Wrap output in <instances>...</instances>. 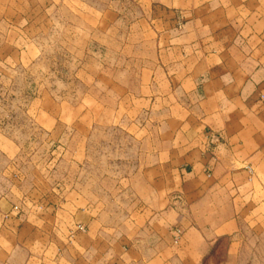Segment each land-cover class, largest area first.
<instances>
[{
  "label": "crops",
  "instance_id": "obj_1",
  "mask_svg": "<svg viewBox=\"0 0 264 264\" xmlns=\"http://www.w3.org/2000/svg\"><path fill=\"white\" fill-rule=\"evenodd\" d=\"M194 8L142 88L145 122L125 131L128 208L0 211V264H205L230 233L264 167V0Z\"/></svg>",
  "mask_w": 264,
  "mask_h": 264
},
{
  "label": "rangeland",
  "instance_id": "obj_2",
  "mask_svg": "<svg viewBox=\"0 0 264 264\" xmlns=\"http://www.w3.org/2000/svg\"><path fill=\"white\" fill-rule=\"evenodd\" d=\"M195 1L0 0V211L128 208L125 131L145 122L137 100ZM255 175L205 264H264V167Z\"/></svg>",
  "mask_w": 264,
  "mask_h": 264
},
{
  "label": "built area",
  "instance_id": "obj_3",
  "mask_svg": "<svg viewBox=\"0 0 264 264\" xmlns=\"http://www.w3.org/2000/svg\"><path fill=\"white\" fill-rule=\"evenodd\" d=\"M251 170V169H250ZM181 231L178 229L176 230V235L174 236L176 239H178V237H180Z\"/></svg>",
  "mask_w": 264,
  "mask_h": 264
}]
</instances>
